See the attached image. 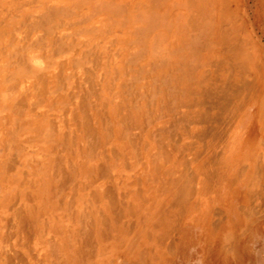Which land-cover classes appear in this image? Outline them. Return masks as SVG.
Listing matches in <instances>:
<instances>
[{
    "label": "bare ground",
    "instance_id": "6f19581e",
    "mask_svg": "<svg viewBox=\"0 0 264 264\" xmlns=\"http://www.w3.org/2000/svg\"><path fill=\"white\" fill-rule=\"evenodd\" d=\"M252 122L264 0H0V264L171 252L203 195L262 189Z\"/></svg>",
    "mask_w": 264,
    "mask_h": 264
},
{
    "label": "crops",
    "instance_id": "0c3cea01",
    "mask_svg": "<svg viewBox=\"0 0 264 264\" xmlns=\"http://www.w3.org/2000/svg\"><path fill=\"white\" fill-rule=\"evenodd\" d=\"M256 126L252 122L248 123L247 128L252 127L258 133ZM260 139L264 145V135L260 137L259 134H257L256 143L252 145L259 143ZM1 156L2 147L0 146ZM21 160H27V157L23 156ZM6 178L8 186L5 196L8 197L12 193L22 195L23 191L21 193V190L16 186L17 177L6 175ZM9 180L11 181L10 185ZM255 181L261 184L262 189L252 196L245 193L251 183L249 180V184H247L246 179L238 180L231 191H225L220 195L221 201L224 200L227 203L228 211L226 213L219 211V206L215 204L216 195L210 196L208 193L203 195L201 197L202 204L198 205L199 211L196 213L198 218L193 216L195 213H188L187 221L183 223L176 234L175 248L171 252L156 256L152 251V246L149 249H144L143 243H135L134 246L130 243L131 245L127 249L125 245L127 242H120L117 262L112 259L114 262L109 261L107 264H172L176 258L179 259L180 264H185L191 246L197 247L203 256L206 255L209 258V264H236L245 254L244 250L253 226L263 227L264 225V175ZM240 185L243 186V191L240 190ZM194 210L196 212L195 208ZM256 216L257 218H255ZM253 217L254 220H257L254 221ZM233 242L236 244L232 245Z\"/></svg>",
    "mask_w": 264,
    "mask_h": 264
},
{
    "label": "rangeland",
    "instance_id": "374dc122",
    "mask_svg": "<svg viewBox=\"0 0 264 264\" xmlns=\"http://www.w3.org/2000/svg\"><path fill=\"white\" fill-rule=\"evenodd\" d=\"M215 129L216 131L218 129V132H220V135H221V132L224 129V127L223 128L217 127ZM242 135L245 140L244 141L245 148H249L252 144L256 143L257 133L255 130L252 129V127L244 128ZM218 137H219L218 138L219 141L221 142L220 140L221 136H218ZM216 143L218 142L215 140L209 144V145H213V146H210L211 149L213 147L215 149L218 147ZM240 190L241 191L244 190L242 185H240ZM244 253L245 254L242 257V259L236 264H264V225L263 227L261 226L259 227L257 225L253 226L252 231L250 233V238H249L248 243L246 244ZM127 264H130V263H127ZM172 264H180L179 259L176 258V260ZM185 264H209V258L206 255L203 256V254L198 250L197 247L191 246L189 250V254L185 260Z\"/></svg>",
    "mask_w": 264,
    "mask_h": 264
}]
</instances>
